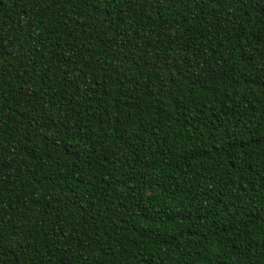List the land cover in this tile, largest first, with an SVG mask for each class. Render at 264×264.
I'll return each mask as SVG.
<instances>
[{"label":"trees","instance_id":"16d2710c","mask_svg":"<svg viewBox=\"0 0 264 264\" xmlns=\"http://www.w3.org/2000/svg\"><path fill=\"white\" fill-rule=\"evenodd\" d=\"M0 264H264V0H0Z\"/></svg>","mask_w":264,"mask_h":264}]
</instances>
